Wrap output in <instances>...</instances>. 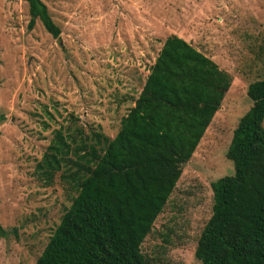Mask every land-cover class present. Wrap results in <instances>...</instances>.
Here are the masks:
<instances>
[{
	"label": "rangeland",
	"instance_id": "obj_1",
	"mask_svg": "<svg viewBox=\"0 0 264 264\" xmlns=\"http://www.w3.org/2000/svg\"><path fill=\"white\" fill-rule=\"evenodd\" d=\"M42 1L57 38L38 19L29 28L26 0H0V225L10 231L0 237V264H34L75 195L35 170L53 129L114 137L170 34L231 84L141 252L147 264H202L194 251L211 216V183L234 172L227 148L264 68V0Z\"/></svg>",
	"mask_w": 264,
	"mask_h": 264
},
{
	"label": "trees",
	"instance_id": "obj_2",
	"mask_svg": "<svg viewBox=\"0 0 264 264\" xmlns=\"http://www.w3.org/2000/svg\"><path fill=\"white\" fill-rule=\"evenodd\" d=\"M26 1L29 28L38 19L57 38L44 2ZM230 84L214 60L170 34L114 137L53 129L35 170L75 195L34 264H147L141 244ZM247 96L226 152L234 172L211 183V216L194 251L202 264H264V68ZM9 233L0 225V237Z\"/></svg>",
	"mask_w": 264,
	"mask_h": 264
}]
</instances>
